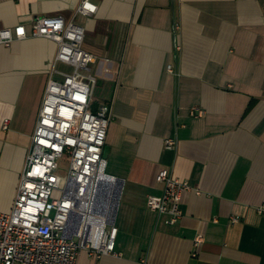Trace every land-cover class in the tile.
Returning a JSON list of instances; mask_svg holds the SVG:
<instances>
[{"label":"crops","instance_id":"0c3cea01","mask_svg":"<svg viewBox=\"0 0 264 264\" xmlns=\"http://www.w3.org/2000/svg\"><path fill=\"white\" fill-rule=\"evenodd\" d=\"M81 1L0 0V30L23 26L30 35L41 17L83 28L97 78L91 111L111 108L104 148L105 173L120 185L116 255L81 252L77 264H264L256 211L264 201V0H92L91 16L76 14ZM56 53L43 38L0 46L2 213L15 200ZM193 107L204 115L190 116ZM170 138L174 150L165 148ZM160 170L199 192L183 193L173 225L146 206L163 192Z\"/></svg>","mask_w":264,"mask_h":264},{"label":"built area","instance_id":"2783aa9c","mask_svg":"<svg viewBox=\"0 0 264 264\" xmlns=\"http://www.w3.org/2000/svg\"><path fill=\"white\" fill-rule=\"evenodd\" d=\"M96 10L92 0H82L76 14L91 16ZM27 38L53 41L57 53L15 200L9 213L0 212V264H77L81 252L95 259L115 256V212L113 219L107 214L112 201L116 210L120 185L105 173L103 159L111 108L103 104L91 111L97 78L91 70L95 58L82 47L84 30L61 17L37 18L30 35L23 26L0 30L3 47ZM59 64L69 71L58 70ZM189 114L202 117L204 112L193 107ZM165 148L174 150L176 140H165ZM64 155L69 166L62 179L57 162ZM156 181L163 192L148 197L146 206L173 225L181 218L183 193L199 192L167 170H160ZM256 211L264 217V201ZM202 242L198 235L194 246Z\"/></svg>","mask_w":264,"mask_h":264},{"label":"rangeland","instance_id":"374dc122","mask_svg":"<svg viewBox=\"0 0 264 264\" xmlns=\"http://www.w3.org/2000/svg\"><path fill=\"white\" fill-rule=\"evenodd\" d=\"M58 175L65 179L68 173L69 159L67 155H64L61 159L58 160Z\"/></svg>","mask_w":264,"mask_h":264},{"label":"bare ground","instance_id":"6f19581e","mask_svg":"<svg viewBox=\"0 0 264 264\" xmlns=\"http://www.w3.org/2000/svg\"><path fill=\"white\" fill-rule=\"evenodd\" d=\"M115 204H116V202H115ZM115 204H114V202L112 201L111 202V204H110V206H109V211H108V214H107V217L110 219V217L113 219V217H114V212H115Z\"/></svg>","mask_w":264,"mask_h":264},{"label":"water","instance_id":"95a60500","mask_svg":"<svg viewBox=\"0 0 264 264\" xmlns=\"http://www.w3.org/2000/svg\"><path fill=\"white\" fill-rule=\"evenodd\" d=\"M108 156V148H104L103 150V159L105 160Z\"/></svg>","mask_w":264,"mask_h":264}]
</instances>
